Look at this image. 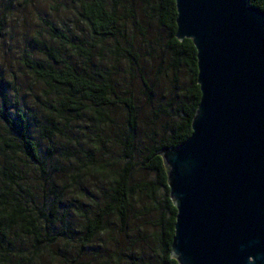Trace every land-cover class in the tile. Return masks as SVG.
I'll return each instance as SVG.
<instances>
[{"label":"rangeland","instance_id":"374dc122","mask_svg":"<svg viewBox=\"0 0 264 264\" xmlns=\"http://www.w3.org/2000/svg\"><path fill=\"white\" fill-rule=\"evenodd\" d=\"M83 1L0 0V107L4 98L12 106L18 103L38 141L39 126L48 122L50 92L24 63L56 67L50 52L59 53L79 71L108 77L118 98L131 97L136 116L130 184L154 180L155 173L142 165L145 152L159 143L173 120H179L178 108L190 98L191 74L186 66L176 64L168 49L169 33L152 9L156 0H123L124 7H117L122 17L121 34L116 41H102L101 48L94 47L96 43L79 14ZM48 23L87 49L88 58L54 39ZM107 111L113 120L108 127L89 124L87 115L70 116L58 123L51 138L44 136L39 141L42 164L21 152L11 154L0 149V165L11 159V167L21 170L27 191L15 190L25 203L36 208L42 238L35 251L32 240L15 227L1 241L0 264H165L155 237L160 231L159 221L166 216L165 188L157 192L156 204L137 190L126 224L112 215L102 234L90 243L83 241L84 219L101 202L105 184L92 170L88 173L86 167H80L81 162L91 155L96 160L107 157L121 169L129 160L120 143L131 130L125 108L114 104ZM10 114L13 117V108ZM0 134L7 135L1 117ZM54 199L61 202L56 218L51 220ZM62 227L70 230L62 234Z\"/></svg>","mask_w":264,"mask_h":264},{"label":"water","instance_id":"95a60500","mask_svg":"<svg viewBox=\"0 0 264 264\" xmlns=\"http://www.w3.org/2000/svg\"><path fill=\"white\" fill-rule=\"evenodd\" d=\"M197 50L192 133L159 154L177 209L179 264H264V11L250 0H175Z\"/></svg>","mask_w":264,"mask_h":264},{"label":"trees","instance_id":"16d2710c","mask_svg":"<svg viewBox=\"0 0 264 264\" xmlns=\"http://www.w3.org/2000/svg\"><path fill=\"white\" fill-rule=\"evenodd\" d=\"M250 4L264 11V0H250ZM120 5L124 7L123 0H84L79 4V14L82 21L88 26L93 42L96 43L94 47L100 46L101 48L102 41H116L121 34L122 17L117 11V7ZM152 9L158 16L160 25L169 33L167 46L174 61L177 65L186 66L191 74L190 98L187 103H183L178 108L179 120H173L163 131L159 143L151 146L145 152L142 165L155 173L154 180L130 184L131 173L134 170V163L131 159L136 116V107L131 97L118 98L115 96L113 86L108 82V77L103 74L95 77L79 71L68 59L55 52H50V55L53 56L56 67L46 69L36 62L27 61L24 63L45 83L50 92L47 98L48 122L39 126L38 141L33 138L30 122L21 106L18 103L12 106L10 101L4 98L3 106L0 107V117L4 122L7 135L0 134V149H8L11 154L21 152L37 164H42L39 141L44 136H47V139L51 138L54 135L52 128L58 123H64L70 116L81 118L87 115L89 124L108 127L113 120L107 110L114 104L123 106L131 123V130L128 135L124 136L126 140L120 139V143L125 148L129 160L124 163L123 168L118 169L112 165L109 158L96 160L94 155H91L80 165V167H86L88 173L92 170L97 178L105 184L102 189L101 202L96 203L90 214L84 219L83 241L90 243L102 234L112 215L116 216L121 224H126L131 200L137 190L156 204L157 192L161 188H165L163 201L166 216L164 214L159 221L160 231L156 233L155 237L165 264H179L172 255L177 209L169 195L168 169L159 152L163 148H173L182 144L192 133L193 117L201 98L197 82V50L191 39L179 40L176 37L177 9L175 0H156ZM47 25L48 31L54 39L70 47L75 53H80L88 58L90 53L87 49L76 45L53 24L48 23ZM12 108L14 110L13 117L10 114ZM93 147L95 151L98 150L97 146ZM1 154L4 155V151ZM13 163L9 159L0 165V244L16 227L32 240L33 250L38 251L42 242L40 219L35 215L34 209L36 208L25 203L15 190V187H19L22 191H27V187L23 186L24 178L20 168L11 167ZM56 196V198H60V195ZM60 202L61 200H53L51 206L53 208L49 212L51 220L56 218ZM45 217L49 219V217ZM69 230V228L62 227L60 233L63 234ZM115 264L123 263L115 261Z\"/></svg>","mask_w":264,"mask_h":264}]
</instances>
